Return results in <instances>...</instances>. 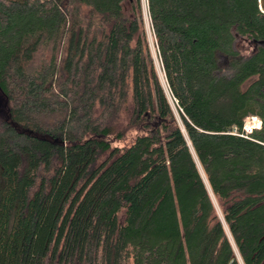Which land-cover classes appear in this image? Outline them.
I'll list each match as a JSON object with an SVG mask.
<instances>
[{"label": "trees", "instance_id": "trees-1", "mask_svg": "<svg viewBox=\"0 0 264 264\" xmlns=\"http://www.w3.org/2000/svg\"><path fill=\"white\" fill-rule=\"evenodd\" d=\"M146 2L182 126L143 0H0V264H264L260 0Z\"/></svg>", "mask_w": 264, "mask_h": 264}, {"label": "rangeland", "instance_id": "rangeland-1", "mask_svg": "<svg viewBox=\"0 0 264 264\" xmlns=\"http://www.w3.org/2000/svg\"><path fill=\"white\" fill-rule=\"evenodd\" d=\"M144 1V11H145V18H146V22H147V28H148V33H149V39H150V42H151V46H152V51H153V54H154V58H155V62H156V65H157V68L159 70V73H160V76L162 78V81H163V84H164V87H165V90L166 92L168 91V88H167V85H166V82H165V79H164V76L162 74V71H161V66L159 64V60H158V55L156 53V48H155V42H154V38L152 36V33H151V30H150V23H149V18H148V9H147V2L146 0H143ZM240 51H242L244 54H249L251 52V48L249 47V45L247 43H244L242 42L241 40H238V43H237V46H236ZM219 61L225 65L227 64L228 62V58L225 57V56H219ZM170 100V99H169ZM4 103H5V99L4 97L2 96V94H0V107L2 109V106H4ZM171 105H172V108L174 109L176 115H177V109H176V106H174L172 104V102H170ZM177 118H178V121H179V124L182 126V123L177 115Z\"/></svg>", "mask_w": 264, "mask_h": 264}, {"label": "built area", "instance_id": "built-area-1", "mask_svg": "<svg viewBox=\"0 0 264 264\" xmlns=\"http://www.w3.org/2000/svg\"><path fill=\"white\" fill-rule=\"evenodd\" d=\"M166 93L168 95V98L170 99V102H172V104L176 106L175 99L171 96L169 90ZM261 127H262V122L257 117L247 118L244 124V130L246 133H251L255 129H261Z\"/></svg>", "mask_w": 264, "mask_h": 264}, {"label": "water", "instance_id": "water-1", "mask_svg": "<svg viewBox=\"0 0 264 264\" xmlns=\"http://www.w3.org/2000/svg\"><path fill=\"white\" fill-rule=\"evenodd\" d=\"M260 7H261V11L264 13V0H260ZM0 94H3L1 87H0Z\"/></svg>", "mask_w": 264, "mask_h": 264}]
</instances>
